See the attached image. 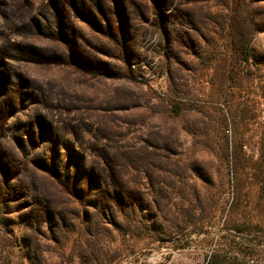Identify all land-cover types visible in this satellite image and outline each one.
Masks as SVG:
<instances>
[{"label": "rangeland", "instance_id": "1", "mask_svg": "<svg viewBox=\"0 0 264 264\" xmlns=\"http://www.w3.org/2000/svg\"><path fill=\"white\" fill-rule=\"evenodd\" d=\"M75 152L119 165L123 212L59 185ZM214 256L264 264V0H0V264Z\"/></svg>", "mask_w": 264, "mask_h": 264}, {"label": "trees", "instance_id": "2", "mask_svg": "<svg viewBox=\"0 0 264 264\" xmlns=\"http://www.w3.org/2000/svg\"><path fill=\"white\" fill-rule=\"evenodd\" d=\"M163 14L161 11H156L155 17L157 21H161ZM236 19V18H235ZM246 21L242 13H239V20H234V25L232 23L230 35H231V45L233 53L241 62L251 61L253 58L252 50L250 49L252 32L251 27L245 26ZM161 26V33L165 35V29ZM101 33L106 34V36L114 43L120 44L119 38L113 34V29L110 26H107V29ZM167 35V33H166ZM68 41V40H66ZM71 50V49H70ZM91 73V72H90ZM92 74V73H91ZM185 102L169 100L162 105L164 113L172 117H180L185 111ZM56 149L53 150V153H56ZM109 155V154H107ZM106 157V158H102ZM55 163V162H54ZM101 163V164H100ZM61 166L54 165L52 168L55 173L54 177L57 179L59 185L67 191H72L71 187L74 184V187L77 188L78 183H83L85 187H91L96 189L98 192L99 201H108L109 208H113L115 211L123 212L126 202V194L124 190L123 183V174L122 169L118 164L111 161L110 157L100 156L99 162L94 161L93 165L88 167L86 162L82 160V156L75 152L72 156L69 157L67 162V173L61 174ZM49 171H51L49 169ZM71 171H76L79 175L82 174L81 178L78 175H72ZM84 180V181H83ZM83 181V182H82ZM75 188V189H76ZM81 189V188H80ZM83 192L76 196L79 201H83L85 198V190L81 189ZM76 193V191H75ZM107 203V204H108ZM228 262L221 256H214L211 261L207 264H227ZM228 264H237V263H228ZM246 264V263H245Z\"/></svg>", "mask_w": 264, "mask_h": 264}, {"label": "built area", "instance_id": "3", "mask_svg": "<svg viewBox=\"0 0 264 264\" xmlns=\"http://www.w3.org/2000/svg\"><path fill=\"white\" fill-rule=\"evenodd\" d=\"M249 264V262H247Z\"/></svg>", "mask_w": 264, "mask_h": 264}]
</instances>
